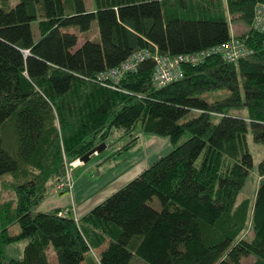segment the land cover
<instances>
[{
	"label": "trees",
	"instance_id": "obj_1",
	"mask_svg": "<svg viewBox=\"0 0 264 264\" xmlns=\"http://www.w3.org/2000/svg\"><path fill=\"white\" fill-rule=\"evenodd\" d=\"M94 2L88 13L85 0L13 7L0 0V178L11 177L16 194L0 204V264H241L247 256L264 264V180L252 241H238L232 222L254 168L248 136L264 146V33L254 28L264 0ZM231 18L249 28L241 37L248 58L229 64L213 54L199 66L187 63L183 77L163 88L152 83L151 57L118 82L98 81L141 52L175 57L219 48L233 37ZM93 29L97 39L83 36ZM223 90L221 100L203 98ZM139 126L172 149L90 211L91 232L70 215L36 211L50 179L64 175L65 158L108 146L92 145L100 130L133 136ZM258 170L264 177V157ZM13 225L18 233H10ZM24 240L23 257L7 260L5 248Z\"/></svg>",
	"mask_w": 264,
	"mask_h": 264
},
{
	"label": "rangeland",
	"instance_id": "obj_2",
	"mask_svg": "<svg viewBox=\"0 0 264 264\" xmlns=\"http://www.w3.org/2000/svg\"><path fill=\"white\" fill-rule=\"evenodd\" d=\"M18 2L19 0H10L11 7L15 6ZM85 7L88 13H94L96 9L94 0H85ZM230 22L232 35L235 38V42L240 44L241 42H243L241 40V37L249 33V28L245 23H241L238 20H232V18ZM93 28L97 32L95 25ZM94 29L91 33L85 34L83 36H86L87 38L92 40L97 39V35L95 34ZM32 32H34V40L37 41L40 37V32H38V22L33 23ZM73 32L76 31L74 30ZM227 94L228 92L223 90L212 93L211 95H203V98L207 102H212L213 100L223 99V97H225ZM236 113L244 115V113L240 111ZM56 123L58 127V122ZM143 131L144 130H141L139 126L136 131H133V136H131V132L127 131H119L111 128L102 131L100 130L99 134L96 133L95 137L92 139V145L99 144V141H105L108 144L106 150L92 157L88 164H83L82 162L81 164H77L80 159L79 157H77V159L75 160H69L68 158H65L64 175L62 176V178L55 177L50 179V181L44 188V192L40 193L39 198H43L39 201V204L36 207V211H45L50 208V211H58V213H65L67 215L69 214L76 220L78 224H84L85 227L88 228L87 231L91 232L92 227L87 224L84 219L91 213L90 211H88V208H90L95 203H100V198L102 197L99 196V193L95 194L94 197L91 198L92 200L89 206L87 204L84 207V211H82L81 208L78 207L76 197L78 195L79 198V196L82 195L83 192L85 193L86 191H88V188H82L83 191L80 189L79 184L81 180L77 181L78 176L84 172H87L85 173L83 178L86 179V177H89L93 182H96L102 179V177L104 178L105 176L107 177L112 174L115 169L123 165V163L128 160H130V162L132 163L134 161L140 160L143 164H145L143 166L145 167L157 161V159H159L161 156L167 155L169 153V150L172 149V143L170 140L166 141L165 138H161L157 135L155 136L148 130H145L144 132ZM5 136L7 144L14 148V138L12 136V130H10V126L8 127V132ZM137 136L139 137L138 139L135 138ZM248 137V147L250 148L254 159V168L249 176V179L247 180L245 188L239 195L236 204V210H238V212L234 216H232V222L237 223L238 225V227H236V229L239 231V233L237 234L238 241L241 239L252 241V225L254 220L253 212L255 207L254 202L257 196V190L264 180V177H260L258 174V165L264 157V146L260 144L256 145L253 142L252 137ZM180 140L181 144L188 140V136L185 135ZM128 144L134 145V148L124 151L123 153H121V155H119L118 152ZM143 156H145V158H143ZM113 182L118 181L117 179H112L110 185L113 184ZM12 183L13 181L11 177L0 178V204H3L4 202L9 204L15 202L16 194L14 193V190L12 188ZM78 191H81V193H77ZM56 202L58 204H56ZM242 215H244V218L242 217ZM18 232V225H13L12 228H10L11 234ZM28 242V240H24L22 242L12 244L11 246H7L5 248L7 260H13V258L21 259L24 255V247L28 244ZM89 257L92 258V255H90ZM89 257H87V261H89ZM55 262V259H53L52 263L54 264ZM240 263L262 264L257 260L255 256L242 257Z\"/></svg>",
	"mask_w": 264,
	"mask_h": 264
},
{
	"label": "built area",
	"instance_id": "obj_3",
	"mask_svg": "<svg viewBox=\"0 0 264 264\" xmlns=\"http://www.w3.org/2000/svg\"><path fill=\"white\" fill-rule=\"evenodd\" d=\"M255 11L254 28L264 33V6H257ZM213 54H218L225 62L233 64L244 58H248L252 54V50L244 41L238 44L235 42V38L232 37L231 41L221 45V47L209 50L208 52L198 53V55L162 57L157 52L153 54V56L149 53L141 52L133 55L126 63L122 64L119 69L101 74L98 77V81L104 83L108 81L118 82L124 78L126 74L135 72L141 61L151 57L154 58L157 63L154 69L152 83L155 84L156 88H163L166 85L177 82L183 77L184 71H182V69L184 65L189 63L193 66H199V64H203L206 58ZM79 163L81 164L80 159L77 164ZM60 215L68 216L69 214L60 213Z\"/></svg>",
	"mask_w": 264,
	"mask_h": 264
},
{
	"label": "crops",
	"instance_id": "obj_4",
	"mask_svg": "<svg viewBox=\"0 0 264 264\" xmlns=\"http://www.w3.org/2000/svg\"><path fill=\"white\" fill-rule=\"evenodd\" d=\"M165 140L168 141L169 139H165ZM143 158H145V156H143ZM144 165L145 164H143L140 160L134 161L133 163L130 162V160H128L124 162L123 165L115 169L114 172H112V174H110L107 177L105 176L104 178L102 177V179L96 182H93L92 179L89 177H86V179L83 178L85 173L87 172L80 174L77 179V181L81 180L79 187L81 190L82 188L83 189L88 188V191H86L85 193L83 192L82 195L79 196V198L77 195L76 201L78 203V207H80L81 210L84 211V207L87 204L89 206V204L91 203L92 200L91 198L94 197L95 194L99 193V196L102 197L100 198L101 202L95 203L90 208H88V211H91L94 207L102 204V202L105 201V199L113 195L114 192L122 189L124 185L133 181L136 177H138V175H140L143 171H145L146 168L150 167L152 163L150 165L143 167ZM112 179H117L118 182H113V184L110 185ZM79 192L81 193V191H78L77 193ZM80 198H84V199H80ZM56 204L58 203L56 202ZM49 209L45 211L42 210L39 213L50 212Z\"/></svg>",
	"mask_w": 264,
	"mask_h": 264
},
{
	"label": "water",
	"instance_id": "obj_5",
	"mask_svg": "<svg viewBox=\"0 0 264 264\" xmlns=\"http://www.w3.org/2000/svg\"><path fill=\"white\" fill-rule=\"evenodd\" d=\"M106 148H107L106 144L99 145V147H97V148L91 150L90 152H88V154L85 157L80 158V161L83 164H88L89 161L92 159V157H94L96 154L102 153L103 151L106 150Z\"/></svg>",
	"mask_w": 264,
	"mask_h": 264
}]
</instances>
